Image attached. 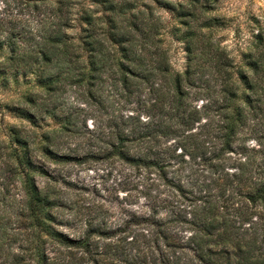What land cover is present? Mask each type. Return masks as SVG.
Masks as SVG:
<instances>
[{"label":"trees","instance_id":"obj_1","mask_svg":"<svg viewBox=\"0 0 264 264\" xmlns=\"http://www.w3.org/2000/svg\"><path fill=\"white\" fill-rule=\"evenodd\" d=\"M30 1L32 27L0 19V76L4 82L33 77L40 88L12 108L35 129L0 132V264H72L71 249L83 250L93 264H264V151L232 178L225 173L237 133L251 117H264V31L240 66L208 37V23L195 30L185 22L187 66L175 72L167 28L149 5L90 0V8L73 16L72 0ZM164 8L194 15L172 3ZM178 31H170L174 40H181ZM68 88L95 108L94 130L85 119L60 116L59 95ZM48 118L60 120L59 128L44 129ZM203 118L218 122L212 159L192 132ZM63 134L84 135V143L63 151ZM100 156L144 169L163 190L149 196L146 212L126 214L115 230L91 228L71 237L57 228L68 226L55 212L64 206L60 192L36 178L48 176L44 159ZM186 156L221 172L217 193L210 179L184 173ZM189 207L191 219L182 214ZM178 222L190 226L191 236L181 235ZM93 235L110 241L98 246Z\"/></svg>","mask_w":264,"mask_h":264},{"label":"rangeland","instance_id":"obj_2","mask_svg":"<svg viewBox=\"0 0 264 264\" xmlns=\"http://www.w3.org/2000/svg\"><path fill=\"white\" fill-rule=\"evenodd\" d=\"M72 14L77 16L78 11L83 8H90V0H72ZM137 5H149L155 17H160L162 24L166 26L168 32L167 40L171 53V63L175 72H183L187 66V54L184 50L185 42L182 34L187 30L185 22H189L195 30L208 23L210 28H205L208 37L217 45L226 49L235 63L242 66L245 64L246 56L255 52L257 36L264 31V0H131ZM30 0H0V19L4 22L11 21L18 27L30 26L33 24V10L30 7ZM165 3H172L176 6L177 12L189 11L192 17L183 18L164 8ZM204 4L205 7H202ZM32 13V14H31ZM101 14V13H100ZM190 20V21H187ZM179 29L176 33L181 40H174L170 34L171 29ZM77 28L70 32H76ZM173 34V33H172ZM5 57L0 58V62ZM40 90L33 77H20L4 82L0 76V132L7 134L10 128L24 127L25 129H35L26 118L19 116L12 108L18 107L20 103L30 94ZM62 114H71L81 124L86 120L87 127L94 130L97 125L94 115L97 114L93 105L87 106L79 102V97L73 89H66L60 94ZM205 101L197 102L202 107ZM86 112H80V109ZM80 112V113H79ZM126 116L133 114L131 111L124 113ZM250 117V116H249ZM143 121L148 117L143 115ZM203 118L192 131L197 134L199 144L207 146L206 157L213 158L214 147L217 142L213 137L219 132L218 122ZM44 129H56L61 125L60 120L48 118L46 122H41ZM39 130V129H38ZM82 131V130H81ZM63 134V151H71L79 148L80 143H84V135L70 138ZM237 141L234 145L235 151L225 155L228 168L225 173L232 174L240 171V165L257 160L264 151V117L260 114L251 117L246 125L237 133ZM69 142V143H68ZM174 142V141H173ZM172 143V142H171ZM84 146V144H82ZM182 150L179 149L178 152ZM82 152V151H78ZM85 152V151H84ZM76 154V152H74ZM185 159L190 164H184L185 174L202 175L211 183V193H217L221 181L216 179L221 174L208 168L209 161L191 160L189 156ZM47 177H37V183L42 186L49 182L60 192L64 206L55 210L63 224L68 226L57 227L71 237L80 236L86 230L101 227L102 230H115L123 221L126 214L132 212L142 214L146 212V204L150 198L155 196L163 188L153 186L149 175L144 169H138L116 156H100L89 158L85 161H69L57 163L51 160L43 161ZM222 174L221 176H223ZM51 176L58 178L57 182L48 179ZM215 180V181H214ZM151 196V197H149ZM189 204V203H187ZM193 207L185 209L182 214H188ZM163 216L165 212L161 213ZM191 219V215H187ZM177 230L181 235L191 236L190 226L186 223L178 222ZM93 244L101 246L103 242L110 240L101 239L97 235L91 238ZM75 255L72 264H93L89 256L81 249H71ZM65 254L67 252L65 251Z\"/></svg>","mask_w":264,"mask_h":264}]
</instances>
